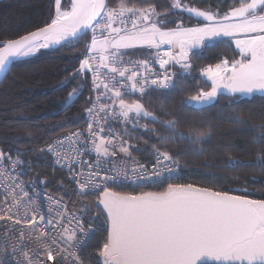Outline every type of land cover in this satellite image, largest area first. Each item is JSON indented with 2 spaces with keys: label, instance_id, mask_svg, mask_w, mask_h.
Here are the masks:
<instances>
[{
  "label": "snow or ice",
  "instance_id": "snow-or-ice-1",
  "mask_svg": "<svg viewBox=\"0 0 264 264\" xmlns=\"http://www.w3.org/2000/svg\"><path fill=\"white\" fill-rule=\"evenodd\" d=\"M55 3L57 15L46 27L18 39L0 41V73L7 74L10 57L33 53L36 48L33 39L37 36H43L46 41L39 47L47 48L50 44H60L64 40H78L81 35L85 34L83 30L92 29L93 35L90 44L86 46L85 58L80 60L79 69L72 78L83 75L86 79L89 72L93 74V91L98 95L95 101L89 98L88 102L92 104V107L87 108L86 112L90 118H97L87 121L88 132L92 137L91 143L97 154V164L91 165L90 168L97 170L89 171L86 178L83 172L76 173L74 171L75 157L67 152L63 159L68 162L66 164L62 162L58 149L64 148V140L77 138L73 142L83 147V144L90 142L88 140L81 142L78 139L83 133H72L70 137L66 136L64 140L56 141L57 147L49 145L47 151L55 156V165L68 168L70 178L76 181L80 195H88L103 189L100 191L98 204L95 205L98 212L101 211L100 206H102V212L106 214L107 241L98 253L103 259V264H209V262H214V264H264V199L251 200L244 195H230L226 191H215L210 187L179 183H168L167 187L158 193L121 195L112 192L109 190V184L117 183L120 174L101 176L99 160L104 157L106 162L109 157L108 145H111L113 141L101 137L103 127L100 128V132L94 130L99 125L100 112L116 119L123 118L122 123L132 122L134 126L141 118H146L152 123L161 124L165 129V134L159 137L162 145L186 143L192 151H205L204 145L211 137L210 131L189 127L186 134L178 127L176 118L159 121L157 116L141 102L148 94L149 87L176 90L180 81L175 77L179 74H169L165 70L162 76L158 75L151 81L147 77L141 79L134 71L129 75L128 68L120 67L125 63L123 57L128 53L119 50L130 48L136 43H144L157 48L165 43L178 44V56L165 52L166 59L158 58L160 67L163 69L165 65L174 62L184 72L190 73L192 56L198 58L202 56V52H193V49H198L201 45L214 46L212 42L216 38L233 37L235 39L237 33H256L245 40L235 39L236 46L240 49L241 55L245 57L244 59L233 61L230 65L225 59L215 66L209 65L202 69L201 75L207 77L211 82V87L207 91L201 89L197 95L191 96L185 103L196 102L210 105L221 89L226 90L229 95L239 94L243 97H251L256 92L264 95V0H241L239 7L231 9L223 17V23L183 30H180L178 26L177 30L168 31L160 27L164 19L153 5L146 8L129 7V0H119L118 7L109 9L108 0H70V10L61 11L62 0H55ZM180 6L176 2L172 5L173 8ZM188 11L195 12L197 16H203L208 21L214 19L211 13L205 11L192 8H188ZM98 17L99 20H97ZM117 17H120L121 23L125 24L130 20L131 31L127 27H113ZM152 17L156 19L153 21ZM233 20L235 22H232ZM94 21L96 23H93ZM97 31L101 35L114 33L119 39H109L105 36V39L98 40ZM109 47L115 50L105 55L104 52ZM97 52L100 53L98 58ZM190 52L192 56L189 55ZM138 63L146 66L148 61ZM100 66L108 68L113 74L111 83L103 82L104 93H100L98 82L101 78ZM117 75L120 80L116 79ZM129 88L131 92L128 91ZM82 89L83 83L79 88L70 91L65 98V105L70 107L78 99ZM108 93L111 95L108 96ZM136 93L140 94L137 100L126 102L124 99L126 95ZM101 96L111 99V105L105 102L97 108V105L101 104ZM233 103L239 106L241 102L237 99ZM240 113L239 107L233 108L230 118L234 123L244 125L247 122ZM145 129L147 130L146 125ZM97 139L99 143H96ZM252 140L254 144L260 146L256 163L264 167V124L259 125V130L255 132ZM131 148L133 145L121 140V151L129 158H131L129 151ZM76 154L80 155L79 148L76 149ZM153 154L156 159L153 171L147 176L137 175L134 183L154 178L157 180L170 178L171 174L179 169L180 160L177 157L181 153L161 150L160 146L154 145ZM21 155L17 151V158L13 159L11 150L7 154L0 151V163L6 160L13 165V168L21 166L23 164L19 158ZM83 163V161L80 162L81 166ZM226 164L233 166L231 157ZM139 168L146 171L144 165H140ZM27 170H31L30 164ZM135 171L136 169H133V172ZM165 172L169 174V177L163 176ZM23 174H25V169L21 167L18 175ZM0 176L13 181L14 188L10 195L17 205L31 206L46 196L59 211V206L63 201L54 200L52 196L37 187L38 183L46 184L45 180H31L27 183L23 180L17 181V177L11 176L3 168H0ZM123 178L131 179L127 171L123 173ZM5 187L8 186L5 185ZM29 187L32 194L27 190ZM23 197L27 200L25 201ZM37 207H39L38 204ZM27 210L29 208L26 207V212ZM51 211L52 209L49 210V214ZM45 220L44 215L37 220L34 214L30 223L35 228ZM80 220L81 217L75 214H72V219L67 225L64 224L63 219L47 220V225L53 229H63L59 233V240L65 245L60 251H56L49 245L48 260L56 261L67 252L72 258L69 264H83L82 259L74 251H69L80 245V241L77 240L78 232L87 235L92 231L91 226L85 229ZM25 221H27V215H25ZM16 222L20 223L19 220ZM52 243L59 247L57 239L54 238ZM25 258L28 264H43L42 261L34 262L29 258L28 253H25Z\"/></svg>",
  "mask_w": 264,
  "mask_h": 264
},
{
  "label": "trees",
  "instance_id": "trees-1",
  "mask_svg": "<svg viewBox=\"0 0 264 264\" xmlns=\"http://www.w3.org/2000/svg\"><path fill=\"white\" fill-rule=\"evenodd\" d=\"M181 3L188 8L213 13L218 18L230 8L225 4L218 5L216 0H181ZM118 4L119 0H108L109 8H116ZM53 5L54 0H0V41L19 38L47 25L54 15ZM64 5L65 1L62 2V7ZM149 5L155 6L161 14L165 30L174 28L179 22L183 25L200 23L184 12L173 11L170 0H129L128 3L129 7L137 8ZM212 43L214 46L202 45L196 51L202 52L199 58L190 55L191 74L175 77L180 81L176 90L148 89V94L141 101L159 121L176 118L178 127L186 134L189 127L210 131L211 137L204 145L205 151H192L186 143L162 145L159 137L165 134V129L161 124L152 123L148 119L142 120L144 129L140 127L129 132L130 139L141 146L142 152L138 154L140 159L153 154L154 145L160 146L161 150L181 153L177 157L180 160V174L174 183L210 187L215 191H226L230 195H244L247 199L261 200L264 199V167L256 163L260 146L253 143L252 137L259 130V125L264 124V95L238 97L219 92L210 105L194 107L185 103L201 89L209 90L205 80L196 74L200 68L237 57V52L229 42L221 40ZM126 53L128 55L123 58L132 60L152 56L144 48H135ZM82 57V42L73 41L56 49L41 50L30 59L13 62L0 82V106H3L0 108V147L4 150L21 151L22 160L26 165H31L28 176L37 181L45 180L46 184H38L68 200L71 210L82 213L85 221L95 226V232L85 251L86 261L95 264V252L107 239V227L104 230L106 219L95 206L98 195H72V188L65 174L52 168L48 157L38 150L56 134L82 123L90 98L88 76L86 79L83 75L72 78L79 69ZM81 83L83 89L78 99L70 107H66L64 101L68 93L79 88ZM124 99L126 102L131 101L127 97ZM237 99L241 102L239 106L233 103ZM237 107L241 109L240 114L247 122L244 125L236 124L230 118L232 109ZM115 128L122 132L121 126ZM153 129L157 131L154 132ZM229 157L233 166L226 164ZM166 187L167 185L142 188L131 193H158ZM113 191L121 195L128 193L122 189Z\"/></svg>",
  "mask_w": 264,
  "mask_h": 264
},
{
  "label": "built area",
  "instance_id": "built-area-1",
  "mask_svg": "<svg viewBox=\"0 0 264 264\" xmlns=\"http://www.w3.org/2000/svg\"><path fill=\"white\" fill-rule=\"evenodd\" d=\"M126 27L125 23H121L119 28ZM90 44L89 42H86V46ZM178 44H168L163 45L161 49H158L156 54H154L153 57L150 58H144L142 60H126L123 65H120L122 68H128L130 75L131 72H136L141 79L144 77H147L149 81L152 79H156L158 75L162 76L165 70L169 74L177 73V74H186V72L183 71V69L180 68V66L174 62H171L169 65H165V68H161L160 64L158 62V58L163 57V53L170 52L172 54H176L178 56V52H174L173 49L177 47ZM179 49V48H178ZM86 52H84L83 59L85 58ZM100 54L97 53V58ZM148 61L146 66L140 65L139 61ZM97 63H99V60L97 59ZM100 72H101V78L100 81V93H104L105 89L103 88V82L107 81L109 83L112 82V76L113 74L109 71L108 68H104L103 66H100ZM90 76V90H91V97L92 100L95 101L97 99V92L93 91V74L89 72ZM117 80H120V77L116 76ZM154 88V86L149 87ZM129 92H131V89H128ZM111 93H108L109 96ZM139 93L133 94V95H126L125 97L129 98H135L138 96ZM107 103V96H101V104L97 105V108L101 107L102 104ZM108 104V103H107ZM89 107H92V104H90ZM90 119L96 120V117H89L86 113L85 119H84V127L81 128L88 132V123ZM106 119V123H105ZM123 118L116 119L112 117L111 115H107L104 112L99 113V125L94 129L96 132H100V128L103 127V132L101 133V137L106 138L107 140H112L113 143L111 145H108L109 148V157L106 159L101 157L99 160L100 164V174L101 176L108 174L116 176L118 173L119 180L117 183H111L109 184V190L116 188V187H125L130 190H138L141 188H146L147 185H145L146 182H158V184H165L170 183L171 181L175 180L179 176L180 167L178 170L174 171L171 174L170 178L162 179V180H145L143 182L134 183L133 181L136 179L137 175H144L147 176L153 171V166L156 164V159L154 154H150L147 156L146 159H140L138 154L142 152V149L133 145V148L129 149L131 153V158L121 151V140L126 139L120 137L118 134H116L110 124L112 122L117 123L119 121H122ZM89 133V132H88ZM72 133L67 130L64 134H60L51 141H49L47 144L41 146L39 148V151L43 153L46 157H48L50 161V165L52 168H56L60 171H62L68 182L71 185L72 188V195H78V196H84L79 194L78 185L75 180L70 178V173L67 167L61 168L59 165L54 164L55 156L53 153L47 151V147L49 145H56V141L58 140H64V137L71 136ZM77 138H73L72 140H64V148L60 149L61 158L63 163H67V160L63 159V156L65 152H67L70 156L75 157L76 161V167L74 171L76 173L83 172L85 174V178L87 176V173L92 170H97L95 168H90L91 165L97 164V154L93 149V145L91 143L92 138L86 139L90 141L87 144H83V147L80 146V144H76L73 142ZM78 139L83 142V139L81 136L78 137ZM130 142L129 140L127 141ZM96 143H99V139L96 140ZM80 149V155L76 154V149ZM41 149H44V151H41ZM114 149V151H113ZM0 151H3L7 154L6 150H3L0 148ZM84 152H87V154H84ZM20 160L23 162L21 166H17L13 168V165L9 163L8 161H4L0 163V168H3L7 171L8 174L11 176L17 177V181L23 180L26 183L31 181L30 179L26 178V174L18 175V173L21 171V167H25L26 163L22 160L21 157H19ZM16 159V158H13ZM83 161V166H81L80 162ZM144 165L146 167V171H142L139 166ZM133 169H136L135 172H133ZM127 171L128 175L131 177V179H124L123 173ZM164 177H169V174L167 172L163 173ZM5 185L8 187L6 188ZM37 187L42 189L44 192H46L48 195L52 196L54 200H60L63 201V203L59 206V211H57V206L47 199L46 196L42 197L41 200L37 201L36 204H32L31 206L28 205H17L14 203L12 196L10 195L12 189L14 188V183L11 179H6L4 176H0V258L6 256L9 254V256L15 259V264H28V260L25 258V253H28V256L30 259L35 261H42L43 264H54V261L48 260V246L51 245L52 248L56 249V251H60L61 248H64L65 245L63 242L59 240V233L63 230L62 228H56L53 229L50 225H47V220H57V219H63L64 224L67 225L68 221L72 219V211L69 210V202L60 196L54 195L50 193V191L45 190L41 186L37 184ZM30 194L31 188L29 187L27 189ZM103 189H100L94 193H89L88 195H95L100 193ZM17 192L19 190L17 189ZM22 196V193L20 194ZM23 199L26 201L27 198L23 197ZM37 204L39 207H37ZM26 207L29 208L26 212ZM52 209L51 213L49 214V210ZM66 211V215L64 216V212ZM35 214L37 220L41 215H44L46 217V220L43 222H40L37 227L33 228L32 224L30 223L32 221V217ZM25 215H27V221H25ZM78 217H81L80 223L84 224V228L88 229L89 226H86L82 217L84 215L81 213L79 215L75 214ZM19 220L20 223H17L16 221ZM71 227V225H68ZM92 231L95 232V230L91 227ZM91 231V232H92ZM89 232L88 234H90ZM23 233V236H22ZM78 234V233H77ZM79 235H77L78 237ZM57 239V243L59 244V247H57V244H53V239ZM85 237H79L77 240L80 241V246L78 248H73V250H76L80 253V248H82L81 244L83 243ZM72 250V249H70ZM99 253V251H97ZM64 254L63 253L59 258L64 260ZM81 255V254H80ZM99 259L97 260L98 263ZM62 262V261H61ZM63 263V262H62ZM1 264V263H0ZM84 264V263H83ZM103 264V263H101Z\"/></svg>",
  "mask_w": 264,
  "mask_h": 264
},
{
  "label": "rangeland",
  "instance_id": "rangeland-1",
  "mask_svg": "<svg viewBox=\"0 0 264 264\" xmlns=\"http://www.w3.org/2000/svg\"><path fill=\"white\" fill-rule=\"evenodd\" d=\"M65 1V7L63 6V7H61V11H63V10H65V8L67 9L68 8V6H69V0H64ZM63 0H62V2H64ZM217 1V4L218 5H220V4H225V5H227V6H229L230 8L229 9H227V11L225 12V14L222 16V17H217L215 14H213V13H211L212 15H213V17H214V19L212 20V21H208V20H206L203 16H197L196 15V13L195 12H191V11H188V7H186V5H184V4H182L181 3V0H170V5L172 6L173 5V3L174 2H176V3H179L181 6L180 7H175V8H173L172 7V10L173 11H181V12H184L185 14H188V15H190L191 17H193V18H195L196 20H198V21H200V23H197V24H193V25H186V24H182L181 22H179L178 24H176V26L174 27V28H172V29H170V30H177V28H178V26H179V29L180 30H183V29H190V28H200V27H204L205 25H209V24H216V23H223L224 21H223V17L226 15V14H228L229 12H230V10L231 9H233V8H236V7H239L240 6V2H241V0H216ZM109 9H112V8H109ZM196 10H198V11H202V10H200V9H196ZM209 13V12H208ZM53 18H55V12H54V15H53ZM52 18V19H53ZM100 19V18H99ZM98 19V20H99ZM156 19V17H152V20L154 21ZM52 21V20H51ZM50 21V22H51ZM120 21H121V18L120 17H117L116 18V20L114 21V23H113V27H117L118 28V25H116L117 23H120ZM232 22H235V20H233ZM103 26V25H102ZM143 25H141V27H142ZM126 27H127V29L129 30V31H131V29H132V25H131V21L129 20V21H127L126 22ZM160 27L162 28V30H164V31H168V30H165L164 29V27H162V25H160ZM123 34V33H122ZM92 35H93V31H92V29H90V31H88L87 33H85L82 37H80L78 40H73V41H75V42H82V44H83V55H84V52H85V49H86V42H89L90 43V41H91V37H92ZM252 35H256V33H237L236 34V37H235V39H240V40H245V39H248L250 36H252ZM96 36H97V38H98V40H103V39H105V36H108L109 37V39H112V38H115V39H119V37H117L114 33H112V34H110L109 35V33H105L104 35H101V33L99 32V31H97L96 32ZM235 39L233 38V37H220V38H216V40L215 41H221V40H225V41H227V42H229L230 43V45L232 46V48L237 52V57L235 58V59H232V60H228V62H229V65L233 62V61H236V60H240V59H244L245 57H243L242 55H241V53H240V49L239 48H237V46H236V43H235ZM73 41H70V42H73ZM163 45H168L167 43H165V44H160L159 45V47H161V46H163ZM202 46V45H201ZM159 47L157 48V47H151V46H149L148 44H144V43H136V44H134L132 47H130V48H126V49H124V48H122V49H120L119 51H121V52H127V51H129V50H132V49H135V48H144V49H147L148 51H150L151 52V54H152V56L154 55V54H156V52L158 51V49H159ZM115 49H112L111 47H109L108 49H106L105 50V52H104V54L106 55L108 52H111V51H114ZM197 50H199V48L198 49H193L192 51L193 52H196ZM98 54H100L99 52H97ZM150 54V55H151ZM189 55H192V53L190 52L189 53ZM148 57V56H147ZM145 58V57H144ZM248 58H250V57H248ZM223 60H225V59H223ZM222 60H220L218 63H220ZM218 63H216V64H218ZM216 64H214V65H212V66H215ZM207 67V66H206ZM206 67H202V68H200L198 71H197V75L201 78V79H203V80H205V82L209 85V89H210V87H211V82L210 81H208V79H207V77L206 76H202L201 75V70L202 69H204V68H206ZM192 69V68H191ZM187 74V75H186ZM186 74H179V75H185V76H189L190 74H191V71H190V73H186ZM152 89V88H151ZM157 90H160V89H157ZM163 91H168V90H163ZM220 93L222 92V93H227L226 92V90H223V89H221L220 91H219ZM218 92V93H219ZM254 94H261L260 92H256V93H254ZM235 96H238V97H240V95L239 94H234ZM32 96V95H31ZM135 99V98H134ZM131 101H133V100H131ZM131 101H129V102H131ZM117 104H118V102H117ZM191 106H194V107H196V106H199V105H201V104H199V103H196V102H193V103H191L190 104ZM3 106H0V108H2ZM6 110H7V108H5ZM117 111H118V109H117ZM4 113H6V112H4ZM84 117H85V115L83 114V120H82V122L84 121ZM142 120H143V118H141L140 120H139V123L137 124V125H135L134 126V124L132 123V122H129V123H127V124H125V123H122L121 121H119L116 125L117 126H121L122 128H121V131L122 132H119V134L121 135V134H124V132H125V136L127 137V139H130V136H131V134H129V132L131 131V130H133V129H135V128H140L141 127V129H144V125H143V122H142ZM3 123H5V124H7L5 121L3 122ZM112 124H113V126L115 127V123L114 122H112ZM141 125V126H140ZM126 139V140H127ZM131 141L129 142V144L131 143H133L134 141L132 140V139H130ZM128 141V140H127ZM136 143V142H135ZM133 145H136V144H133ZM139 147H141V146H139ZM6 150V152L7 153H9V151H10V149H5ZM17 151H19V150H11V155H12V158H17L16 157V153H17ZM20 153H22L21 151H19ZM21 157V156H20ZM27 167H28V165H25V167H24V169H25V174H27L29 171L27 170ZM112 192H115V191H113V190H111ZM247 192H249L250 193V191H247ZM242 193H244V191H242ZM248 195V194H247ZM249 196V195H248ZM97 197V204H98V197H99V195L98 196H96ZM247 198V197H246ZM100 209H101V212H102V206H100ZM103 213V212H102ZM104 214V213H103ZM105 215V217H104V219H106V214H104Z\"/></svg>",
  "mask_w": 264,
  "mask_h": 264
},
{
  "label": "bare ground",
  "instance_id": "bare-ground-1",
  "mask_svg": "<svg viewBox=\"0 0 264 264\" xmlns=\"http://www.w3.org/2000/svg\"><path fill=\"white\" fill-rule=\"evenodd\" d=\"M53 7H54V12H55V17H56V15H57V6H56V3H55V0H54V5H53ZM62 7V6H61ZM65 10H70V0H69V6H68V8L66 9L65 8ZM64 11V10H63ZM116 25H118V28L120 27V25H121V21H120V23H117ZM90 29L91 28H89V30L88 31H90ZM87 31V32H88ZM86 32V33H87ZM33 43H35V42H33ZM36 44V48H35V51L33 52V53H31V54H29V55H24V56H17L16 58H15V61H22V60H26V59H30V58H32V57H34L35 55H37L40 51H41V49H42V47H39V45H40V43H35ZM163 46H161V47H159V49H161ZM179 45H177V47H175L174 49H173V51L174 52H178L179 51ZM163 56H164V53H163ZM14 61V62H15ZM11 67V66H10ZM10 69V68H9ZM90 76H89V74H88V81H89V93H90V98H91V100H92V97H91V90H90ZM111 95V94H110ZM109 95V96H110ZM107 103L109 104V105H111V103H112V101H111V99H107ZM89 106H90V103H89V105H88V108H89ZM87 113V112H86ZM86 113H85V116H86ZM84 119H85V117H84ZM144 119V118H143ZM84 122V121H83ZM81 123L79 126H77V127H75V128H72V129H68V131H70V133H83V135H81V137H82V139H83V141L84 140H86V139H89V138H92L90 135H89V133L88 132H86L85 130H83V129H81V128H83L84 127V123ZM118 123V122H117ZM117 123H115V126H117L116 124ZM110 126H111V128H112V130L116 133V134H118L120 137H122V138H124V139H127V137L124 135V134H119V131H117L116 130V128L113 126V124L111 123L110 124ZM65 132H67V130H65V131H62V132H60V133H58V134H56L55 136H53L52 138H50L48 141H46L45 142V144H47L49 141H51L52 139H54L55 137H57L58 135H60V134H64ZM127 140H129V141H131L130 139H127ZM44 144V145H45ZM132 144H136L135 146H137V147H139V145L137 144V143H135V142H133ZM43 146V145H42ZM53 147H57V145H53ZM1 148V147H0ZM40 148V147H39ZM39 148H38V150H39ZM140 148V147H139ZM1 149H3V148H1ZM4 150V149H3ZM59 151H60V149H58ZM40 152V151H39ZM43 154V153H42ZM26 178L27 179H30V180H33V178H31L30 176H28V173L26 174ZM177 179L178 178H176L175 180H173V181H171L170 183H174V182H176L177 181ZM39 185V184H38ZM145 185H147V187L146 188H152V187H159V186H163V184H158V182L156 181V182H146L145 183ZM164 185H167V183H165ZM39 186H41V185H39ZM42 187V186H41ZM42 188H44V187H42ZM45 190H48V189H46V188H44ZM113 189H122V190H125V191H127L128 193H127V195H134V194H132L131 192H133V190H130V189H127V188H125V187H116V188H113ZM113 189H110V191L111 190H113ZM49 191V190H48ZM50 193H52L51 191H50ZM52 194H54V193H52ZM100 193H98V194H95V195H99ZM54 195H56V194H54ZM58 196V195H57ZM62 198V197H61ZM64 199V198H63ZM68 201V200H67ZM69 202V201H68ZM69 205V204H68ZM69 210H70V208H69ZM72 211V213H74V214H77V215H79V214H81L80 212H77V211H74V210H70V212ZM66 215V211L64 212V216ZM104 217H105V215H104ZM82 219H83V221H84V223H85V225L86 226H91L94 230H95V226H93L91 223H88V222H86L85 221V219H84V217H82ZM83 226H84V224H83ZM106 227H107V224H106V222H105V224H104V230H106ZM106 232H107V230H106ZM94 234V232L92 231L90 234H87V235H85L84 233H82V232H78V234L77 235H79L77 238H79V237H85L84 238V241H83V243L81 244V246H82V248H80L79 250H80V253L78 252V251H76V250H69V251H74L75 253H76V255L77 256H79L81 259H82V261H83V263L84 264H89V262L88 261H86V257H85V251H86V246H87V244L89 243V241L91 240V238H92V235ZM106 241H107V239H106ZM106 241H103L101 244H100V246H99V248L97 249V251H99L102 247H103V244L106 242ZM80 246V245H79ZM95 252V256H94V262H95V264H101V263H103V259L101 258V257H99V255H98V252ZM81 254V255H80ZM72 258L71 257H69L68 256V253L67 252H65V254H64V260L63 259H61V258H58L56 261H54V264H69V261L71 260ZM99 259V261H98V263H97V260ZM63 263H62V262ZM15 259L14 258H12L11 259V257L9 256V254H7L6 256H4V257H1L0 258V263L1 264H15Z\"/></svg>",
  "mask_w": 264,
  "mask_h": 264
},
{
  "label": "water",
  "instance_id": "water-1",
  "mask_svg": "<svg viewBox=\"0 0 264 264\" xmlns=\"http://www.w3.org/2000/svg\"><path fill=\"white\" fill-rule=\"evenodd\" d=\"M99 19V17L97 18V20ZM51 22H49L48 24H50ZM93 23H96V21H94ZM47 24V25H48ZM47 25H45V26H43V27H46ZM43 27H41V28H43ZM40 29V28H39ZM38 29H36V30H34V31H32V32H35V31H37ZM89 30V28L88 29H86V30H83L84 31V33H86L87 31ZM31 33V32H30ZM29 33H27V34H25V35H28ZM84 35V34H83ZM83 35H81L80 37H82ZM24 36V35H23ZM79 37V38H80ZM20 38V37H19ZM16 39H18V38H16ZM70 41H73V40H64V41H61L60 42V44H50L49 45V47H47V48H42L43 50H52V49H56V48H58V47H60V46H62L63 44H66L67 42H70ZM33 42H35V43H40V44H44L46 41H45V38L43 37V36H37V37H35L34 39H33ZM15 58L16 57H10V62H9V68H10V66L13 64V62L15 61ZM9 71V70H8ZM8 71H7V73H8ZM6 75H4L3 73H0V82L3 80V78L5 77ZM67 107V106H66ZM144 119H146V118H144Z\"/></svg>",
  "mask_w": 264,
  "mask_h": 264
}]
</instances>
